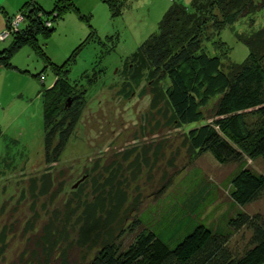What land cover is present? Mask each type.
Instances as JSON below:
<instances>
[{
    "label": "trees",
    "instance_id": "trees-1",
    "mask_svg": "<svg viewBox=\"0 0 264 264\" xmlns=\"http://www.w3.org/2000/svg\"><path fill=\"white\" fill-rule=\"evenodd\" d=\"M73 7L72 0H57L52 10L35 0L26 1L18 10L23 14V21L7 36L13 37L12 47L24 43L38 46L37 34H49L54 29L52 20L61 11ZM260 9H264V0H191L189 5L173 1L159 19L158 30L150 33L124 63V74L132 76L137 87L145 82L140 94L150 88V110L158 113L159 101H164L166 115L160 109L164 120L161 122L158 117L153 125L146 121V126L151 125V133L157 135L160 124L180 128L187 122L203 121L184 131L183 144H187L189 154H193L177 168L171 157L168 163L175 167L171 176L210 151L221 163L238 164L227 181L230 197L237 205L248 204L264 191V172L246 164L247 158L264 159V25L239 34L248 45L247 56L240 63L229 58V48L219 33L225 25ZM12 16L4 15L7 26ZM115 34L106 37L112 38ZM115 45L113 42L111 47ZM213 47L220 48L219 54L210 53ZM0 64L10 66L6 47L0 48ZM63 65L54 64L55 80L41 91L43 159L50 172L60 160L86 102L85 85L71 81L69 69H62ZM92 80L89 77L86 81ZM152 112L150 117H153ZM140 127L143 130L140 133L145 136V124ZM166 140L157 139L162 145L152 148L151 156L154 151L157 163L161 159L164 163L162 150ZM147 144L144 142L143 147L147 148ZM133 146L121 152L132 156ZM135 154L139 155V151ZM175 154L176 151L173 156ZM95 164L98 161L94 167ZM124 164L118 160L101 163V170H96L93 178H89L92 179L91 197L76 201L72 209L65 203L62 217L58 215L56 221L57 215L54 216L52 223L48 219L44 221L42 232L35 234V238L45 246L48 257L55 256L53 262L43 264H264V215L240 209L229 217L228 228L209 226L199 219L198 213L199 203L213 193L212 186H207L206 182L201 185L205 189L192 201L176 202L156 223L139 214L125 227L124 217L139 206L138 198L130 197L136 188L134 181L142 177L140 169L145 165L151 178L154 163L139 161L136 171ZM128 170H132V175ZM167 172L164 168L160 174L164 183L162 180L157 190L161 193H165L172 182ZM86 175L87 179L89 173ZM110 175L117 176V180L109 183ZM30 177L36 181L34 176ZM130 177L134 180L127 181ZM83 180L77 181L80 184ZM124 182L128 184L123 185ZM243 225L251 234L239 251L232 246L230 238ZM33 226L30 223V230ZM139 226L133 239L124 244L122 231L125 228L132 231ZM69 246L82 249L81 261L66 257ZM2 253L3 250L0 256Z\"/></svg>",
    "mask_w": 264,
    "mask_h": 264
},
{
    "label": "rangeland",
    "instance_id": "rangeland-1",
    "mask_svg": "<svg viewBox=\"0 0 264 264\" xmlns=\"http://www.w3.org/2000/svg\"><path fill=\"white\" fill-rule=\"evenodd\" d=\"M26 1L0 0L2 30L7 27L4 15H14ZM35 1L52 10L57 0ZM72 1L75 7L61 11L52 20L54 29L49 34H37L38 46L24 43L12 47L11 36L0 43V48H7L10 62V66L4 67L7 71L0 69V252L3 250L0 264L53 262L55 255L47 256L45 246L35 234L42 232L46 219L52 223L54 216L57 215V221L60 215L65 214V203L72 209L76 201L90 198L92 179L89 178H93L96 170H101V163L103 165L109 160H118L123 164L125 161L133 171L139 169V161L154 163L151 178L146 165L140 169L142 177L139 180L135 178L133 186L136 188L130 197L138 198L139 206L124 217L125 227L139 214L141 218L156 223L157 218L176 202L185 204L198 196L205 189V186L201 187L204 182L212 186L213 193L208 194L205 202L199 203L198 213L199 219L209 226L228 228L229 217L240 209L264 215V191L248 204L237 205L230 197L227 181L238 164L221 163L210 151L196 159L193 157L186 168L171 176L175 167L168 163L169 159L173 157L177 168L193 154H189L187 144H183L184 131L203 121L187 122L180 128L160 124L157 135L151 133V125L146 126V121L153 125L158 117L161 122L164 120L160 115L161 110L164 114L166 112L164 101H159L158 113L150 110V88L140 94L141 85L145 82L137 87L134 78L124 74V63L150 33L158 30V21L173 0ZM181 2L189 5L191 0ZM12 20L10 18L9 23ZM263 25L264 9H260L220 30L219 37L229 48L227 53L232 61L240 63L248 53V45L239 34L255 31ZM114 32L117 34L112 38L106 37ZM113 42L116 43L114 48L111 47ZM219 49L210 48V53L219 54ZM54 64H64L62 69H69L68 78L85 85L86 102L60 160L50 172L43 159L41 91L55 80ZM89 77L93 80L88 83L86 80ZM150 111H153V117H150ZM142 124H145V136L141 134ZM159 138L167 139L162 150L164 163L162 159L157 163L154 151L151 156L152 148L162 145L156 141ZM144 142L151 143L146 148L143 147ZM131 146L134 154L125 156V152L121 151ZM138 151L139 155H136ZM100 156L102 160H98ZM96 161L98 164L94 167ZM246 164L255 171L264 172V159L261 157L247 158ZM164 168L168 170L167 175L172 177V182L165 193H161L157 189L162 185L160 174ZM132 170H128L131 175ZM87 173L89 176L86 179ZM31 175L36 181H32ZM79 178L84 180L74 186ZM113 180H117V176L110 175L109 183ZM133 180L132 177L127 179ZM43 187L45 189L41 190ZM111 193L114 195V192ZM30 223L34 225L32 230ZM140 227L132 231L125 228L122 242L129 243ZM250 234L251 230L243 225L232 235L230 243L241 251ZM81 254L82 249L78 247L66 248V257L72 261H81Z\"/></svg>",
    "mask_w": 264,
    "mask_h": 264
},
{
    "label": "built area",
    "instance_id": "built-area-1",
    "mask_svg": "<svg viewBox=\"0 0 264 264\" xmlns=\"http://www.w3.org/2000/svg\"><path fill=\"white\" fill-rule=\"evenodd\" d=\"M11 18H13V20L11 21V23H9L8 21V26L6 27V30H2L0 32V41L6 38L9 35L10 31L18 28V26L23 20V15L20 11H18Z\"/></svg>",
    "mask_w": 264,
    "mask_h": 264
},
{
    "label": "crops",
    "instance_id": "crops-1",
    "mask_svg": "<svg viewBox=\"0 0 264 264\" xmlns=\"http://www.w3.org/2000/svg\"><path fill=\"white\" fill-rule=\"evenodd\" d=\"M173 1H181V0H173ZM5 22H6V21H5V17H4V24H5ZM2 26H3L2 21H0V29H1ZM1 30H2V29H1ZM1 30H0V31H1ZM4 40H5V39H4ZM2 41H3V40H2ZM2 41H0V43H1ZM0 69H2L3 72H5V70H6V69H4V66L1 65V64H0ZM6 71H7V70H6ZM5 74H6V73H5Z\"/></svg>",
    "mask_w": 264,
    "mask_h": 264
},
{
    "label": "water",
    "instance_id": "water-1",
    "mask_svg": "<svg viewBox=\"0 0 264 264\" xmlns=\"http://www.w3.org/2000/svg\"><path fill=\"white\" fill-rule=\"evenodd\" d=\"M78 182H79V181H76V182L74 183V186H76V185L78 184Z\"/></svg>",
    "mask_w": 264,
    "mask_h": 264
}]
</instances>
